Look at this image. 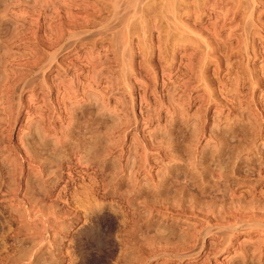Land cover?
Instances as JSON below:
<instances>
[{"label":"rangeland","instance_id":"rangeland-1","mask_svg":"<svg viewBox=\"0 0 264 264\" xmlns=\"http://www.w3.org/2000/svg\"><path fill=\"white\" fill-rule=\"evenodd\" d=\"M143 1L0 0V264H264V0Z\"/></svg>","mask_w":264,"mask_h":264},{"label":"bare ground","instance_id":"bare-ground-1","mask_svg":"<svg viewBox=\"0 0 264 264\" xmlns=\"http://www.w3.org/2000/svg\"><path fill=\"white\" fill-rule=\"evenodd\" d=\"M143 1V0H142ZM144 2V1H143ZM175 6V5H174ZM162 9V8H161ZM196 10V9H195ZM166 14V13H165ZM182 15V14H181ZM198 15V14H197ZM253 20V19H252ZM187 24V23H186ZM189 26V25H188ZM247 27V26H246ZM189 29V28H188ZM190 30V29H189ZM186 31V30H185ZM1 176V175H0ZM218 232V231H217ZM254 250V249H253ZM247 253V252H246Z\"/></svg>","mask_w":264,"mask_h":264}]
</instances>
